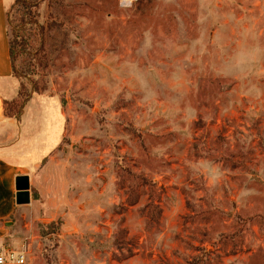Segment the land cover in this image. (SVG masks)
<instances>
[{
  "label": "rangeland",
  "instance_id": "rangeland-1",
  "mask_svg": "<svg viewBox=\"0 0 264 264\" xmlns=\"http://www.w3.org/2000/svg\"><path fill=\"white\" fill-rule=\"evenodd\" d=\"M33 4L9 12L21 143L66 125L67 203L0 239L26 264H264V0Z\"/></svg>",
  "mask_w": 264,
  "mask_h": 264
},
{
  "label": "crops",
  "instance_id": "crops-1",
  "mask_svg": "<svg viewBox=\"0 0 264 264\" xmlns=\"http://www.w3.org/2000/svg\"><path fill=\"white\" fill-rule=\"evenodd\" d=\"M14 2L0 0V233L8 235L12 227L13 232L16 231L15 223L10 226L9 221L17 213L43 207L47 215H58L67 203V189L60 181V171L65 169V163L60 161L57 153L66 125L58 142L33 156V152L21 143L22 138H32L35 134L25 128L26 110L22 112L21 120L4 111L3 101L18 96L9 31V12ZM26 185L28 188H20Z\"/></svg>",
  "mask_w": 264,
  "mask_h": 264
},
{
  "label": "trees",
  "instance_id": "trees-1",
  "mask_svg": "<svg viewBox=\"0 0 264 264\" xmlns=\"http://www.w3.org/2000/svg\"><path fill=\"white\" fill-rule=\"evenodd\" d=\"M36 1L39 0H15L14 4L12 5V7L15 6H22L24 9L28 10L30 7H32ZM51 28H53V25L50 26ZM10 44H11V40H10ZM11 57H12V63H13V68H14V50H13V46L11 44ZM32 57V55H31ZM31 82L33 83V91H37V92H41L42 90L45 89V87H42L38 82L34 83L33 80H31ZM26 96V97H25ZM29 97V91L26 88V84L24 83H20V91L18 93V96L13 100L14 103H17L18 105L13 112H6L7 115L9 116H14L16 117V119L21 120V114H22V108L25 105V101H27ZM4 105L7 106V104H9V100H4L3 101Z\"/></svg>",
  "mask_w": 264,
  "mask_h": 264
},
{
  "label": "built area",
  "instance_id": "built-area-1",
  "mask_svg": "<svg viewBox=\"0 0 264 264\" xmlns=\"http://www.w3.org/2000/svg\"><path fill=\"white\" fill-rule=\"evenodd\" d=\"M133 0H123L132 4ZM26 252L23 249L11 247L4 239H0V264H26Z\"/></svg>",
  "mask_w": 264,
  "mask_h": 264
},
{
  "label": "water",
  "instance_id": "water-1",
  "mask_svg": "<svg viewBox=\"0 0 264 264\" xmlns=\"http://www.w3.org/2000/svg\"><path fill=\"white\" fill-rule=\"evenodd\" d=\"M25 179L28 180L26 177H25ZM20 188H21V189H26V188H28V185L23 186V187H20Z\"/></svg>",
  "mask_w": 264,
  "mask_h": 264
}]
</instances>
